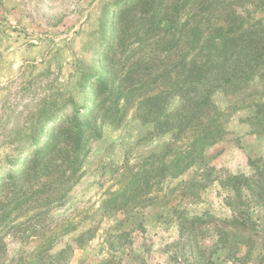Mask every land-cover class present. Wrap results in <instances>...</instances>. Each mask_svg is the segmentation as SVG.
Masks as SVG:
<instances>
[{
	"label": "rangeland",
	"instance_id": "1",
	"mask_svg": "<svg viewBox=\"0 0 264 264\" xmlns=\"http://www.w3.org/2000/svg\"><path fill=\"white\" fill-rule=\"evenodd\" d=\"M0 264H264V0H0Z\"/></svg>",
	"mask_w": 264,
	"mask_h": 264
},
{
	"label": "trees",
	"instance_id": "2",
	"mask_svg": "<svg viewBox=\"0 0 264 264\" xmlns=\"http://www.w3.org/2000/svg\"><path fill=\"white\" fill-rule=\"evenodd\" d=\"M77 136H79V133H77L76 134ZM209 139H211V137H209V136H205V135H202V137L200 138V140L201 141H205V140H209ZM36 141V140H35ZM34 142V141H33ZM18 161H14V162H10L9 163V167L10 166H12V165H14V164H16ZM230 181H233V183H234V187L236 188V189H239V187H241L242 185H244V186H246V187H248V188H250L251 187V184H250V180L248 179V178H246V177H238V176H234V177H232V178H230ZM229 205V207H231L232 209H233V211H235L234 210V206H233V204H228ZM240 217H242V215H239ZM245 219H247V217H246V215L244 216V219H241V220H239V219H235L234 220V223L235 224H238L239 226H241V227H246V224H245ZM198 221H200V218H197L196 219V222H198ZM124 235H119L118 236V238H122Z\"/></svg>",
	"mask_w": 264,
	"mask_h": 264
},
{
	"label": "bare ground",
	"instance_id": "3",
	"mask_svg": "<svg viewBox=\"0 0 264 264\" xmlns=\"http://www.w3.org/2000/svg\"><path fill=\"white\" fill-rule=\"evenodd\" d=\"M51 121H52V120H51ZM46 122H47V121H46ZM46 126H47V125H46ZM48 126H49V125H48ZM46 129H47V128H46ZM41 140H42V139H41ZM38 141H39V140H38ZM38 141H37V142H38Z\"/></svg>",
	"mask_w": 264,
	"mask_h": 264
}]
</instances>
